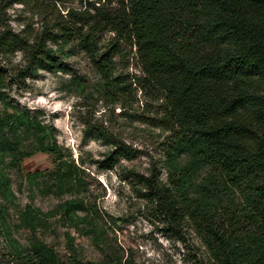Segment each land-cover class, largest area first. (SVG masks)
Masks as SVG:
<instances>
[{
  "label": "trees",
  "instance_id": "16d2710c",
  "mask_svg": "<svg viewBox=\"0 0 264 264\" xmlns=\"http://www.w3.org/2000/svg\"><path fill=\"white\" fill-rule=\"evenodd\" d=\"M56 1L53 20L36 34L16 33L0 19V57L22 53L25 66L18 74L36 77L38 70H63L59 54L76 43L114 97L131 85L116 74L112 60L121 52L119 43L128 44L142 74L138 87L157 94L162 115L156 126L168 133L164 180L155 167L148 177L131 175L142 198L168 231L180 236L188 224L210 264H264V0H78L82 6L64 15ZM108 33L113 39L100 48ZM5 86L0 69V89ZM88 132L110 147L104 162L134 157L105 132L91 127ZM37 152L55 158L50 172L31 176L41 177L39 188L56 196L86 189L84 170L65 157L48 126L35 112L15 109L0 116L5 203L12 200L5 169L18 168ZM57 215L97 248H107L96 210L81 197L42 218L27 206L21 220L34 231ZM5 219L0 205V232L11 249V264H63L43 243L20 247ZM65 239L71 264H121L110 253L100 262L80 260L74 238L66 234Z\"/></svg>",
  "mask_w": 264,
  "mask_h": 264
},
{
  "label": "rangeland",
  "instance_id": "374dc122",
  "mask_svg": "<svg viewBox=\"0 0 264 264\" xmlns=\"http://www.w3.org/2000/svg\"><path fill=\"white\" fill-rule=\"evenodd\" d=\"M53 1L0 0L2 25L16 33H39L43 23L51 22L56 14ZM81 6L78 0L55 2L61 15ZM111 39L112 34L103 35L99 47H105ZM119 47L121 52L112 58L115 72L131 80V85L123 95L114 92V97L108 96L100 72L76 43L64 47L59 54L63 70H38L36 77L18 74L25 66L22 53L0 57L6 82L0 89L3 99L0 116L11 114L15 109L35 112L51 130L65 157L82 167L86 183L84 191L60 196L39 188L43 180L39 176L31 180V176L48 173L55 165V158L45 153H34L18 168L7 167L5 173L12 200L7 204L0 194V205L5 208L11 237L22 248L32 242L43 243L63 264H71L73 256L66 234L74 238L75 255L84 261H104L105 254L110 253L121 264H210L206 250L191 227L184 225L179 230L180 236L168 231L165 222L155 217L150 203L142 198L141 189L131 176L148 177L155 167L164 180L165 171L161 167L168 133L156 126V119L162 115L157 94L138 87L142 74L134 49L123 43ZM90 127L121 141L133 151L134 157L104 162L110 147L90 137ZM74 197L83 198L96 210L97 219L105 229L107 248H97L90 237L62 224L58 215L48 217L34 231L23 225L21 214L27 206L38 211L42 218ZM10 254L9 244L0 232V264H11Z\"/></svg>",
  "mask_w": 264,
  "mask_h": 264
}]
</instances>
